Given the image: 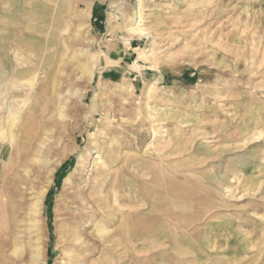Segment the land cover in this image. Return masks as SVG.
<instances>
[{
    "label": "rangeland",
    "instance_id": "obj_1",
    "mask_svg": "<svg viewBox=\"0 0 264 264\" xmlns=\"http://www.w3.org/2000/svg\"><path fill=\"white\" fill-rule=\"evenodd\" d=\"M139 1L70 0L53 15L31 173L40 186L53 170L46 264H264V0H142L148 34L130 36ZM39 2L0 0V105L20 79L37 87V18L52 19ZM76 194L97 213L88 253L64 233Z\"/></svg>",
    "mask_w": 264,
    "mask_h": 264
},
{
    "label": "bare ground",
    "instance_id": "obj_2",
    "mask_svg": "<svg viewBox=\"0 0 264 264\" xmlns=\"http://www.w3.org/2000/svg\"><path fill=\"white\" fill-rule=\"evenodd\" d=\"M39 1L37 11H48L52 19L37 18V36L40 37L37 39V87L34 86L33 79H20L15 87V92L21 93L14 94L9 98L5 97L7 98L6 101H1L3 103L0 105V264H46L42 217L44 199L47 193L46 185L51 180L53 170H50V174H46L45 182L40 186H37V173L34 176L31 173L35 172L34 166L41 162L37 155L42 152L44 144L42 140L39 142L41 146L37 147V137L42 139L37 126L38 116L47 102L48 86L52 82L53 71L48 72V65L41 68L40 62L42 59L48 62L52 58L53 41H46V39L50 37L54 39L53 29L58 19H53V15L56 12L59 14L66 12L67 8L65 9V7L68 6L70 0ZM60 5L61 9H59ZM142 5V0H140L138 4L140 7L139 21L128 30L127 33L130 36L148 34L145 26L142 25L144 21L141 12ZM47 15L45 16L48 17ZM42 37L45 41H42ZM20 73L34 75L36 72H31L27 68ZM41 75L43 80L40 82L39 77ZM150 92L153 95L155 90L150 89ZM30 100H33V103L25 109ZM148 106L150 107V105ZM121 193L119 190H115L116 197L120 196ZM115 202L118 200L116 199ZM90 204L91 202L84 195H74L72 206L76 209L77 214H67L65 219L64 233L69 236L66 239L67 241L71 240V248L82 253L89 250L84 231L97 214L93 210L94 206ZM24 221L29 222L27 231L30 257L28 259L22 256L25 249V237L20 224ZM196 222L198 220L189 223L187 227L189 228ZM165 228L168 227L165 226ZM101 233L108 235L109 232L106 228ZM156 233L145 232L143 234V243L146 247L150 243L163 245L167 237L160 231ZM176 234L178 231L170 232V236L173 238L176 237ZM73 259L71 264H82V261H78L75 257Z\"/></svg>",
    "mask_w": 264,
    "mask_h": 264
}]
</instances>
